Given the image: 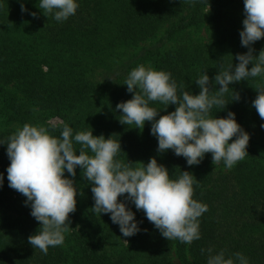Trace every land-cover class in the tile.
Here are the masks:
<instances>
[{"label":"trees","instance_id":"obj_1","mask_svg":"<svg viewBox=\"0 0 264 264\" xmlns=\"http://www.w3.org/2000/svg\"><path fill=\"white\" fill-rule=\"evenodd\" d=\"M22 2L37 16L22 13L21 0H0V117L19 127L43 126L57 138L65 124L73 135L92 130L94 136L120 142L122 152L115 159L123 163L147 164L155 157L168 169L170 179L188 171L199 182L194 181L193 199L206 204L207 211L199 218L200 239L187 244L164 238L144 212L129 203L146 231L123 237L109 214L92 212L91 184L78 167L75 178L82 203L69 214L63 244L50 247L45 255L28 242L40 223L30 215L26 197L8 186L10 161L7 145L2 144L0 264H172L173 249L182 264H207L209 248L224 250L226 256L239 252L249 264H264V129L260 127L264 120L252 107L256 89L264 88V76L231 84L240 100L231 102L230 89L226 108L214 107L211 112L217 118L234 112L250 136L248 155L231 169L223 162L217 164L220 169H211L210 153L198 165L188 166L172 150L157 152L151 123L145 122L143 129L121 124L122 113L115 110L118 103L132 98L124 83L139 65L170 73L177 95L198 94L195 80L204 71L210 91L218 90L219 85L212 86L214 76L221 67L235 66V56L248 51L239 36L245 18L243 0H78L76 14L64 22L51 14L45 17L39 0ZM200 31L206 42L193 38ZM149 41L147 47L141 46ZM251 47L258 56L264 38ZM150 107L160 115L175 110V105L158 101L150 102ZM49 119L59 123L45 124ZM15 131L0 130V141L7 143ZM74 147L79 154L80 145Z\"/></svg>","mask_w":264,"mask_h":264},{"label":"clouds","instance_id":"obj_2","mask_svg":"<svg viewBox=\"0 0 264 264\" xmlns=\"http://www.w3.org/2000/svg\"><path fill=\"white\" fill-rule=\"evenodd\" d=\"M243 4L245 18L239 36L241 46L248 51L235 56L238 61L235 66L232 63L227 69L221 67L214 76L212 86L219 85L218 90L210 91L206 71L195 80L199 88L196 95L189 91L177 95L176 82L165 71L139 65L128 73L124 85L133 95L116 105L115 110L122 113L119 121L139 129L150 122V134L158 141L157 152L172 150L176 156L185 158L188 166L198 165L210 153L214 165L223 162L227 169L248 155L250 136L237 123L235 113L228 111L222 118L211 115L214 107L226 108L229 102L225 94L231 84L264 76V49L254 56L251 47L264 38V0H243ZM78 7V0H39L38 8L45 17L51 14L57 22H64L76 14ZM20 8L22 13L28 12L22 0ZM28 14L37 16L35 12ZM231 90V102H238L239 94ZM256 91L252 107L264 120V88ZM156 101L167 107L175 105V110L160 115V111L150 107V102ZM260 127L264 129V123ZM2 144L7 145L10 161L6 168L8 186L26 197L24 203L30 207V215L40 223L28 242L45 255L50 247L63 244L64 233L70 228L68 217L76 210L77 189L74 179L69 177L75 178L78 167L91 184L92 212L109 214L123 237L146 231L140 228L142 222L136 220L129 207L131 203L144 212L167 240L190 244L200 239L199 218L207 211V205L193 199L194 181L199 182L188 171L170 179L168 169L155 157L147 164L123 163L115 159L122 152L120 142L112 137L94 136L92 130L73 135L67 124L57 138L43 126L26 123L7 138V143L0 141ZM74 144L80 145L79 154ZM4 178V173H0V188ZM206 251L207 264H249L248 258L239 252L226 256L224 250Z\"/></svg>","mask_w":264,"mask_h":264},{"label":"rangeland","instance_id":"obj_3","mask_svg":"<svg viewBox=\"0 0 264 264\" xmlns=\"http://www.w3.org/2000/svg\"><path fill=\"white\" fill-rule=\"evenodd\" d=\"M161 36H162V32L160 34H158V36L153 41L154 42L157 41L159 38H161ZM192 36H193V38L195 40H197L196 38H199V39H201L200 41L206 42L205 35H204L203 31L195 32V33H193ZM148 44H150V41L147 42V43H145V44H143V45H141V46L147 47ZM146 68H148V67L146 66ZM58 123H59L58 119H49L48 121H46L45 124L56 125ZM18 128H21V127H19L18 125L9 124L3 117H0V130H5V129H14V130H17ZM211 169L216 170V169H220V167H218L217 164L214 165L213 162H211ZM222 170L223 171H225V170L227 171V169H222ZM69 178L74 179V186L77 189L76 201H77V204L80 206V204L82 203V192L78 188V181L76 180V178H72V177H69ZM124 241L125 240H122L123 244H126ZM189 260H190V258H189ZM171 262H172V264H182L181 263V260L175 254V250L174 249L172 250V253H171Z\"/></svg>","mask_w":264,"mask_h":264}]
</instances>
